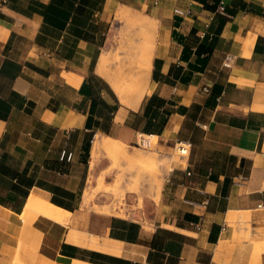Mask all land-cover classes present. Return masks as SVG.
Here are the masks:
<instances>
[{
	"label": "crops",
	"instance_id": "0c3cea01",
	"mask_svg": "<svg viewBox=\"0 0 264 264\" xmlns=\"http://www.w3.org/2000/svg\"><path fill=\"white\" fill-rule=\"evenodd\" d=\"M219 2L0 0V264H264V0ZM145 45L121 102L109 76ZM95 137L165 160L141 208L85 207ZM32 198L70 212L60 234Z\"/></svg>",
	"mask_w": 264,
	"mask_h": 264
},
{
	"label": "rangeland",
	"instance_id": "374dc122",
	"mask_svg": "<svg viewBox=\"0 0 264 264\" xmlns=\"http://www.w3.org/2000/svg\"><path fill=\"white\" fill-rule=\"evenodd\" d=\"M141 50L140 47L138 52ZM119 61L122 59H118ZM125 149L127 151L126 156L119 154L118 157L110 159L108 154L101 153L98 154L99 156L95 155V157L98 156L95 166L90 163L91 169L87 180L86 194L91 198V202L85 205L88 209L99 210L112 206L124 214L130 207L141 208L143 206L144 198L148 197L146 195L147 189L151 190L150 195L158 192L159 188L155 183L162 180L161 168L157 170L152 168L151 164L154 161L148 159L147 153L142 151V148L126 147ZM140 157L148 159L150 162L145 164ZM98 194L102 195L109 204L100 207L94 201ZM149 198L150 200L155 199V197Z\"/></svg>",
	"mask_w": 264,
	"mask_h": 264
},
{
	"label": "bare ground",
	"instance_id": "6f19581e",
	"mask_svg": "<svg viewBox=\"0 0 264 264\" xmlns=\"http://www.w3.org/2000/svg\"><path fill=\"white\" fill-rule=\"evenodd\" d=\"M141 19L143 20L144 18ZM138 30L140 34L145 35L150 33L148 32V29L145 28H139ZM141 48L142 50L140 52L127 58L126 60H122L119 62L117 60L118 68L114 71L113 74L109 76L114 89L117 91L120 97L121 102L135 104L143 92V88H144L143 86L150 68V61H151L150 54L152 53H150L151 50L149 51L148 45H145L144 47ZM105 60H106V56H101V59L97 65V69L99 72L104 71ZM150 137L151 139L149 141L153 142L154 139L152 138L154 137L153 136ZM146 143H148V141ZM125 148H126V144L124 145L121 144L120 142L118 143L116 140L109 137H95L93 139L94 156L101 153V151L106 152L110 156V159H113L116 156L118 157L119 154L121 156H126L127 151ZM140 158L141 161L145 162V164L146 163L148 164L150 162L148 159H143L142 157ZM164 164L165 161L163 159H159V160H155L151 164V166L153 169L157 170L162 166H164ZM155 185L159 187L160 181L158 180L155 183ZM88 198L89 197L85 198L84 201H87ZM28 203H29L28 207H26L21 214L24 222L30 223L34 219L38 218L54 234L56 232L60 234L63 229L62 226H65L68 223L69 218H72L70 217L69 211L65 210L64 208L55 206L54 204L49 203L45 200L32 198V201Z\"/></svg>",
	"mask_w": 264,
	"mask_h": 264
},
{
	"label": "built area",
	"instance_id": "2783aa9c",
	"mask_svg": "<svg viewBox=\"0 0 264 264\" xmlns=\"http://www.w3.org/2000/svg\"><path fill=\"white\" fill-rule=\"evenodd\" d=\"M224 4H225V0H220L219 4L217 6V9L219 11H222L224 9ZM231 60H232V56L231 55H229V54L225 55L224 60L222 62L223 66L229 67ZM203 89L204 90H207V87L204 86ZM187 145L188 144H186V143L179 142L178 145H177V148H176L177 149V152L179 154H185V153H187V149H188L187 148L188 147ZM257 205H258V207H264V198H262V200Z\"/></svg>",
	"mask_w": 264,
	"mask_h": 264
},
{
	"label": "trees",
	"instance_id": "16d2710c",
	"mask_svg": "<svg viewBox=\"0 0 264 264\" xmlns=\"http://www.w3.org/2000/svg\"><path fill=\"white\" fill-rule=\"evenodd\" d=\"M85 148L88 149V144H87V146H85Z\"/></svg>",
	"mask_w": 264,
	"mask_h": 264
}]
</instances>
